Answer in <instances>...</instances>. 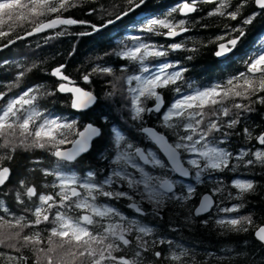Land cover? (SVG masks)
<instances>
[{"label": "snow or ice", "instance_id": "6c2138e0", "mask_svg": "<svg viewBox=\"0 0 264 264\" xmlns=\"http://www.w3.org/2000/svg\"><path fill=\"white\" fill-rule=\"evenodd\" d=\"M199 3L215 5L208 12L209 17L220 16L232 21H237L246 7L254 6L251 14L244 16L236 27L225 25V32L215 37L214 42H219L214 53L217 58L232 53L246 35L245 26L264 15V0H239L234 6L232 0H181L163 18L148 19L141 31L166 38L187 33L191 30L188 26L191 21L187 18L199 11ZM127 4L128 8L116 14L115 19H108L99 27L92 24V31L98 32L101 27L116 23L144 6L146 0H127ZM79 6L80 3L74 0H0V27L8 22H30L34 26L25 32V36H32L60 26L87 25L88 21L64 15ZM95 11L91 8L89 14ZM177 12L185 18L175 19ZM10 31L0 30V38L9 36ZM132 39L136 41L134 46L116 53L120 59L138 65L139 74L123 77L129 85L127 103L131 119L142 122L146 113H162V124L168 131L160 132L143 126L141 131L158 147L164 158L156 151L128 142L124 135L113 129L116 152L110 174L103 181L96 178L94 171H88L83 177L67 175L63 171L64 166L89 151L90 142L101 134V129L87 124L81 131L74 121H61L41 111L39 99L42 95L71 94V108L86 110L97 102L98 97L83 87H70L64 83L76 84L62 71L64 65L52 70L51 75L62 82L50 92L28 88L12 97H8L7 92H0V101L3 102L0 103V187L6 186L11 174V169L3 162L11 161L18 149L45 150L57 161L56 168L41 170L45 177H53L51 184L44 185L54 189L53 192H40L35 185L20 181L19 189L15 191L16 202L25 205L27 201L33 207H25L24 212L17 214L0 200V264H29L25 249L36 257L32 264H41V261L46 264H148L146 256L153 257L154 264H164L165 261L167 264H187V251H171L164 257L163 250L156 246L167 243L171 247L170 240L146 239L152 235L151 228L127 219L115 207L99 203L100 198L112 201L127 199L132 201L129 208L140 214L145 211L141 205L146 201L157 216L171 208L177 215H183L186 222H191L203 214L211 215L213 209L223 214L238 213L246 195L255 191L256 185L251 179L236 178L230 185L216 180L203 193L196 185L204 183L202 177H210L213 173H238L241 169L257 165L264 169V130L254 133L250 127H244L236 131L244 113L254 111L256 104L264 105V47L245 61L246 73H239L224 84L180 95L167 106L166 111H162L163 90L172 88L181 93L179 82L187 69L179 67L178 62H165L155 65V70H152L151 62L166 57L169 51L184 50L185 46L181 43L157 45L145 42L139 36ZM12 43L15 41L9 40L3 47ZM33 67L35 65L19 71L8 91L19 87V82ZM122 71L130 70L125 65ZM93 74L113 75V68L97 65L82 76L83 82L91 83ZM119 79L121 77H117ZM108 95H115V91ZM150 101L153 103L149 104ZM65 129H76L73 133L75 139L69 141ZM241 133L246 140L255 142L250 148L234 153L221 146ZM66 143L73 147L62 149L60 146ZM193 170L195 185H183L172 178L173 175L189 177ZM229 189L235 190V194ZM224 199L241 203L221 206ZM73 209L79 212L75 217L70 215ZM201 222L208 223L206 219ZM215 223L230 232L247 233L251 230L255 240L264 244V222L256 224L250 215L219 218ZM42 224L51 225L46 229L47 237L40 229ZM26 229L35 231L26 233Z\"/></svg>", "mask_w": 264, "mask_h": 264}, {"label": "trees", "instance_id": "16d2710c", "mask_svg": "<svg viewBox=\"0 0 264 264\" xmlns=\"http://www.w3.org/2000/svg\"><path fill=\"white\" fill-rule=\"evenodd\" d=\"M74 2L80 3L81 6L71 8L64 15L88 21L87 25L60 27L27 41H19L16 37L25 35L26 31H31L34 26L32 23L8 22L0 27V30L4 31L14 29L10 31L9 36L0 38V92H7L8 97L18 95L28 88H39L42 93L50 92L60 83L51 75L52 70L64 65L62 69L64 74L75 81L76 85L93 92L98 97L96 106L84 114H76L71 110V99L68 96L56 93L55 95H42L39 99L38 106L41 111L58 117L61 121H74L79 130L87 124H93L101 129L100 138L92 143L88 154L77 162L64 166L63 171L67 175L75 174L83 177L88 171H94L97 174L96 178L103 181L114 167L112 159L116 149L113 143V129L124 135L128 142L152 151L156 149L142 134L141 126L152 127L160 132L168 131L163 127L162 113L160 115L146 113L142 122L131 119L127 103L129 85L123 77L139 74L138 65L120 59L116 53L125 47L134 46L136 41L132 37L139 36L145 42L157 45L181 43L185 46L184 50L169 51L166 57L151 62L152 70H155V65L165 62L173 64L178 62L179 67L187 69L183 74V80L179 82L181 93H176L172 88L163 90V111H166L167 106L180 95L214 84H224L229 78L242 72L246 73L245 61L264 47V15H259L252 24L245 26L246 35L232 53L220 60L214 54L217 50V43H219L214 42L215 37L225 32V25L236 27L244 16L251 14L254 6L246 7L242 16L237 21H232L220 16L209 17L208 12L215 5L199 3V11L187 18L191 21L188 25L191 30L175 40H168L164 36L150 35L141 29L148 19L163 18L181 0H146V4L140 9L131 12L112 25L101 27L98 32H93L91 25L95 24L99 27L108 19H115L116 14L128 8L127 0H74ZM238 2L239 0H232L233 6ZM91 8H95L96 11L89 14ZM174 17L177 20L182 19L178 12L174 14ZM57 32L65 34L56 35ZM81 33L92 34L80 35ZM9 40H14L15 43L3 47L8 44ZM190 49H197V51H189ZM189 56L192 59H188ZM33 65L35 67L26 73L19 82V87H13L9 92L8 86L16 80L17 73ZM97 65L112 67L113 75L93 74L91 83H84L82 76L90 73ZM125 65L130 71H122ZM117 77L121 79L118 80V84H115ZM113 91L115 95L109 96L108 94ZM0 103L3 102L0 101ZM151 103L153 102L150 101L149 104ZM253 107L254 111L244 113L236 131L244 127H250L254 133L264 130V105L256 104ZM75 130H64L69 141L75 139L73 135ZM169 139H173L171 134H169ZM254 143V141L246 140L241 133L232 136L229 142L221 146L236 153L241 149L250 148ZM70 145L71 143H66L60 147L66 149ZM3 164L11 169V176L6 186L0 190V200L8 204L13 212L20 214L24 212L25 207H33V204L27 201L25 205L16 202L15 191L19 189L21 180L35 185L40 192L54 191L51 187H44L46 183L53 182V177H45L41 171L42 169H54L57 166L56 158L47 151L18 149L14 158L11 161L5 160ZM192 176L189 183L179 181L174 175L172 178L183 185H195L194 170ZM236 178L251 179L256 185L255 191L246 195L238 213L223 214L213 209L211 215L194 218L191 222H186L183 215H177L176 211L171 208L157 216L153 213L152 206L146 201L141 205L145 209L143 214L137 213L134 208H129L128 205L132 201L127 199L112 201L101 197L99 203L115 207L127 219L151 228L152 235L146 239L170 240L171 247L167 243L156 246L157 249L163 250L164 257H167L171 251L183 250L189 253L186 258L187 264H264V246L255 240L251 230L247 233L230 232L215 223L219 218L246 215L252 216L256 224L264 222V169L257 165L253 168L241 169L238 173L227 171L222 174L213 173L210 177H202L204 183L196 186L198 191L203 193L208 191L216 180H222L224 184L230 185L231 181ZM229 190L235 194V190ZM217 199L219 201V198ZM240 203L241 201L238 200L224 199L221 206ZM78 214L79 212L75 209L70 213L74 217ZM205 219L208 221L207 224L201 222ZM50 227L51 225L48 224L40 226L45 237L48 235L46 229ZM33 231L35 229H26V233ZM45 246H47L46 243ZM24 254L29 257V264L36 260L28 249H25ZM145 259L148 264H154L153 257L146 256ZM41 264H46V262L41 261ZM164 264L167 262L165 261Z\"/></svg>", "mask_w": 264, "mask_h": 264}, {"label": "water", "instance_id": "95a60500", "mask_svg": "<svg viewBox=\"0 0 264 264\" xmlns=\"http://www.w3.org/2000/svg\"><path fill=\"white\" fill-rule=\"evenodd\" d=\"M180 15V14H179ZM194 15V13H192V14H190V16H193ZM181 17V16H180ZM182 18H185V17H182ZM60 27H67V26H60ZM52 30H54V29H51V30H47V31H45V32H43V33H38V34H34V35H32V36H25V35H23V39H19V41H27V40H29V39H32V38H34V37H37V36H41V35H44V34H47L48 32H50V31H52ZM184 34V33H183ZM182 34V35H183ZM182 35H180V36H178V37H175V38H166V39H168V40H175V39H177V38H179V37H181ZM216 57V56H215ZM217 58V57H216ZM223 58H225V57H223ZM223 58H217V59H223ZM54 78H56L57 80H59L57 77H54ZM59 81H61V80H59ZM64 83H66L68 86H76V85H73V84H71V83H69V82H64ZM60 94V93H59ZM61 96H70V98H72L71 97V94H60ZM96 104L97 103H95V104H93L90 108H88V109H86V110H74V109H72V111L73 112H75V113H77V114H82V113H86V112H89L91 109H93L95 106H96ZM163 109H164V107L162 108V111H163ZM153 114H155V115H158V114H160V113H153ZM150 128H152V127H150ZM154 129V128H153ZM142 134L146 137V135L142 132ZM100 138V135L98 136V137H95L91 142H90V148H91V145H92V143H94L95 141H97L98 139ZM147 138V137H146ZM148 139V138H147ZM149 140V139H148ZM150 141V140H149ZM154 146H155V148H156V150H157V152L161 155V157L162 158H164V156H163V153H161V152H159V149H158V147L152 142V141H150ZM73 147V145L71 144V146L69 147V148H67V149H71ZM89 151H90V149H89ZM89 151H87L86 153H84L82 156H85L86 154H88V152ZM82 156H80V157H82ZM79 157V158H80ZM78 158V159H79ZM74 163V162H73ZM72 164V163H71ZM10 176H11V174H10ZM178 179H180V180H182V181H185V182H188L189 180H190V176L189 177H186V178H181V177H178V176H176ZM9 181V180H8ZM8 181H7V183H8ZM6 183V184H7ZM5 186H2V187H0V190H2L3 188H4ZM207 215H209V214H203V216L202 217H205V216H207ZM202 217H197V218H202ZM258 242V241H257ZM261 245H263L264 246V244H261Z\"/></svg>", "mask_w": 264, "mask_h": 264}, {"label": "rangeland", "instance_id": "374dc122", "mask_svg": "<svg viewBox=\"0 0 264 264\" xmlns=\"http://www.w3.org/2000/svg\"><path fill=\"white\" fill-rule=\"evenodd\" d=\"M50 32H52V31H50ZM50 32H48V33H50ZM184 34H185V33H184ZM118 82H119V81H118V80H116V81H115V84H118ZM191 158H197V157H195V156H192ZM5 250H6V249H5Z\"/></svg>", "mask_w": 264, "mask_h": 264}, {"label": "bare ground", "instance_id": "6f19581e", "mask_svg": "<svg viewBox=\"0 0 264 264\" xmlns=\"http://www.w3.org/2000/svg\"><path fill=\"white\" fill-rule=\"evenodd\" d=\"M169 42V41H168ZM165 44V43H164ZM114 46V45H113ZM229 174V173H228ZM166 246V245H165Z\"/></svg>", "mask_w": 264, "mask_h": 264}]
</instances>
